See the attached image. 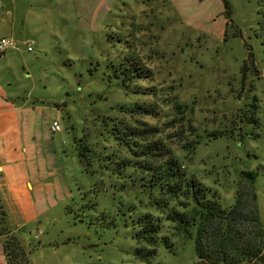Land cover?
Segmentation results:
<instances>
[{
	"label": "rangeland",
	"instance_id": "obj_1",
	"mask_svg": "<svg viewBox=\"0 0 264 264\" xmlns=\"http://www.w3.org/2000/svg\"><path fill=\"white\" fill-rule=\"evenodd\" d=\"M55 1L0 0V37L13 42L0 53L1 80L43 107L40 124L47 113L60 125L44 143L54 163L40 173L43 197L21 233L30 263L199 260L193 237L181 235L169 236L171 245L160 243L147 261L134 254L136 220L151 209L128 178L133 171L120 175L109 163L110 156H129L109 130L113 119L130 121L125 109L143 105L153 113L133 119L168 139L189 176L224 207L233 205L237 189L242 193L233 249L205 241L199 264L256 248L258 257L236 264H264V0H226L228 25L222 0H63L59 8ZM125 58L138 60L150 76L123 87L113 65ZM251 111L257 123L247 124ZM196 138L200 144L187 153L183 145ZM82 144L93 152L83 164L76 154ZM246 172L256 175L252 190Z\"/></svg>",
	"mask_w": 264,
	"mask_h": 264
},
{
	"label": "trees",
	"instance_id": "obj_2",
	"mask_svg": "<svg viewBox=\"0 0 264 264\" xmlns=\"http://www.w3.org/2000/svg\"><path fill=\"white\" fill-rule=\"evenodd\" d=\"M224 5V16L226 25L229 19V3L222 0ZM225 25V26H226ZM226 33V32H225ZM226 37V36H225ZM248 59L253 63V56L250 52ZM244 69V67H242ZM115 78L120 81L123 87L129 88L138 80H145L150 76V71L142 66L138 60L125 58L119 65H113ZM254 107V105H251ZM180 106H177V110ZM153 112L143 105H136L125 109L124 114L130 117V121L112 120L110 134L120 147H123L128 157L109 158L110 164H115L120 175L127 169L133 171L128 176L132 185L138 184L146 196V204L151 211H145L136 220V231L133 238L137 247L134 250L136 258L140 261H147L156 255V249L160 243L169 247V236H184L194 239V247L197 256L195 264H199L203 258V246L205 241L213 239V243L222 247L231 244L236 237V230L233 228V218L240 210L242 193L237 189L234 195V203L224 207L220 198L205 187L199 180L189 176L182 163L173 155L168 146V139L163 138L160 133L151 126L144 125L135 116H149ZM245 114L247 124L257 123L255 112ZM106 124V123H105ZM241 130V128H240ZM223 135H217L218 138ZM200 144L196 138L183 145L187 153L193 154ZM76 154L78 161L83 164L89 161L90 154H93L87 144L77 145ZM244 181L252 190L256 175L252 172L244 173ZM135 182V183H134ZM254 200V194H251ZM256 217L252 222L261 225ZM166 224V227H164ZM166 228V230L164 229ZM162 232L165 235H162ZM19 231L9 223L8 215L0 198V243L5 257L6 264H31L28 249ZM231 239V240H230ZM257 249V248H256ZM256 249L252 253H235V257L228 259L221 258L219 264H236L248 262L250 254L253 258L259 256ZM264 262V258L259 257ZM254 264H261L255 262Z\"/></svg>",
	"mask_w": 264,
	"mask_h": 264
},
{
	"label": "crops",
	"instance_id": "obj_3",
	"mask_svg": "<svg viewBox=\"0 0 264 264\" xmlns=\"http://www.w3.org/2000/svg\"><path fill=\"white\" fill-rule=\"evenodd\" d=\"M62 2L56 0L54 7L59 8ZM66 4L75 7L76 2ZM10 83L3 82L0 76V198L9 223L25 236V228L37 214L36 198L42 196L40 173H44L48 162L54 163L44 143L54 136L50 121L58 120L44 113L40 124L36 113L43 107L10 90ZM0 264H6L1 243Z\"/></svg>",
	"mask_w": 264,
	"mask_h": 264
},
{
	"label": "built area",
	"instance_id": "obj_4",
	"mask_svg": "<svg viewBox=\"0 0 264 264\" xmlns=\"http://www.w3.org/2000/svg\"><path fill=\"white\" fill-rule=\"evenodd\" d=\"M32 43H33L32 41L27 42V51H31L30 45ZM12 46H13V42L11 39L6 38V37H0V53H4L8 48H10ZM50 131L52 133L60 131V125L56 120L52 121V123L50 125Z\"/></svg>",
	"mask_w": 264,
	"mask_h": 264
}]
</instances>
